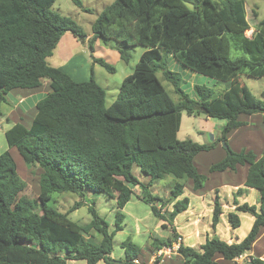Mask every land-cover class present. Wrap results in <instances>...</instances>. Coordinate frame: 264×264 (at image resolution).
Masks as SVG:
<instances>
[{
    "label": "trees",
    "instance_id": "trees-1",
    "mask_svg": "<svg viewBox=\"0 0 264 264\" xmlns=\"http://www.w3.org/2000/svg\"><path fill=\"white\" fill-rule=\"evenodd\" d=\"M56 1L0 0V117L1 106L9 105L10 91L49 82V93L37 102L31 126L16 124L5 132L8 148L17 151L27 169L38 167L41 174L38 196L30 199L23 195L28 186L18 175L13 157L8 151L0 154V264H145L141 247L130 238L120 244L123 258H111L114 237L124 228L123 210L134 190L141 189V201L157 220L166 223L164 228L171 229L172 239L151 236V249L158 253L173 248L181 238L173 220L189 206L188 198L179 199L184 186L178 181H190L194 192L201 191L207 176L198 171L194 160L219 143L225 157L208 172H235L239 166H248L243 188L236 190L235 197L245 189L259 194L258 205L234 199L227 221L238 229L237 213H246L253 218L252 226L238 243L207 237L199 249L179 243L177 253L182 264H219L217 259L230 262L243 256L245 264H264L263 259L249 255L264 228V151L257 158L252 151H232L227 142L232 130L247 125L238 121L240 115L261 114L264 125V92L256 98L240 80L242 75L264 77V18L247 37L245 0H114L91 26L90 50L97 39L106 46L113 42L110 46L123 62L129 60L127 51L133 47L147 50L122 80L116 99L106 106V91L92 69L88 81L75 82L46 61L65 33L81 42L87 38L75 20L52 10ZM74 1L82 12L90 13L79 0ZM168 56L193 73L227 83V89L215 95L209 87L194 85L196 99L191 98L180 87L181 76L168 70ZM93 61L108 73L115 72L104 60ZM158 70L172 85L178 103L158 78ZM183 113L225 124L212 144L179 141ZM135 169L147 184L134 175ZM166 176L176 182L170 190L173 204L168 216L155 206L159 198L149 191ZM54 193L79 197L90 193L112 199V228L94 203L87 207L88 223L73 222L69 212L60 213L47 205ZM217 193L212 229L222 215ZM160 262L158 256L153 264Z\"/></svg>",
    "mask_w": 264,
    "mask_h": 264
},
{
    "label": "rangeland",
    "instance_id": "rangeland-1",
    "mask_svg": "<svg viewBox=\"0 0 264 264\" xmlns=\"http://www.w3.org/2000/svg\"><path fill=\"white\" fill-rule=\"evenodd\" d=\"M79 1L82 3V6L90 10V13L82 12L76 6L74 0H57L52 6V10L75 20L77 24L85 31V33H88L89 38H92V24L95 22L99 14L106 7L112 4L114 0ZM246 1L248 5L247 20L248 23L253 27L256 20L261 21L264 18V0ZM252 3L256 4L258 16L251 14L253 11V9H251ZM251 32L252 31L250 28V30L246 32L245 35L247 37H251ZM97 40L99 43L95 46L97 47L95 50L96 56L98 59H102L106 63L110 64L115 69V72L113 74L108 73L99 65H94V69L90 68L93 66V64H91L89 70L86 66L85 72L88 74L87 80H89L91 69L93 70L97 83L106 91L107 106L111 103V101H113V99H115L114 97L117 96L116 93L120 87V83L126 76L133 72L140 55L146 51L147 48L141 46L133 47L127 51L129 60L127 62H123L120 60L118 53L111 48L110 45H113V42H109V46H106L101 40ZM94 45L95 41L93 43V49ZM81 50H83L82 53ZM90 51L91 50L88 45H85L83 48L80 46L75 50L77 59H79L81 65L84 64L85 61L90 60ZM167 68L168 70L178 73L181 76L182 81L180 83V87L191 98H195V93L193 91L194 85H204L209 87L214 91L215 95H218L227 89L226 84L218 83L212 79L206 78L183 68L175 59L172 58V56L167 57ZM157 76L162 82L166 91H168L172 100L178 103L180 99L175 94L172 85L164 80L162 71L158 70ZM240 80L248 87V89L256 98H260V93L262 90H264V77L261 79H253L242 75ZM257 85H260L262 88L259 90ZM13 96L14 94L9 95V103L12 102L10 97L13 98ZM10 106L11 109H13L12 104L2 105V113L9 111ZM252 120L254 122L249 121L250 131H252L250 134H256L257 137L247 136L240 133L230 134L228 147L232 151L249 149V151H252L255 155H260L264 151V126L261 125L259 119L256 117L252 118ZM5 123L4 117H0V154L6 151L10 153L16 163L18 175L21 177V179H23V181L26 182L28 186L23 195L30 199H36L39 193V176L41 174V170L38 167L27 169L17 151L14 148H8L5 139ZM224 124L225 121L207 118L204 115L187 116L185 113H183L177 139L179 141L190 139L198 144H212L220 135L221 128ZM224 153L225 151L221 144L219 147L208 153L198 154L195 158L194 161L197 169L202 175L207 176V181L201 191L193 192L190 181H178L184 186V193L182 197L193 198V196L196 195L198 199L197 201H195L196 199L191 201V205L188 207V209L182 214H179L173 220V227L176 229L177 234L181 237L176 241V243H174L173 248L165 249L158 253L151 249V236L164 240L172 239L171 229L168 225L166 228H164L163 225L166 223L157 220L152 215L149 206L141 201L142 192L138 187L134 190V196L132 197L131 201L123 210L125 215L124 228L114 237L111 258L115 260H120L123 258L124 254L123 250L120 248V244L127 238H130L132 242L141 247L143 254L142 259L145 264H153V262L156 260V257L158 256H161L160 264H182V259L177 253L179 243L197 249L201 246V244L204 243L207 237H217L229 244L242 240L252 226V217L249 214H239L241 221L240 227L236 230H233L229 225L226 216L229 212H233L234 210L233 201L236 199L235 190L243 188L245 176L242 168H237L235 172L213 174L208 172L212 164L218 163L224 158ZM134 175L143 184L148 183V180L143 175H141L137 169L134 170ZM174 183H176L174 178L171 176H166L162 180H158L157 182L153 183L152 187L149 189L153 196L159 198L160 201L157 200L154 202V204L165 216H168L169 212L172 210L173 203L169 201V198L170 190L174 186ZM216 192H218L217 195L220 197V203L224 217L221 216L219 224L215 229H212L211 216L213 200ZM251 192L252 193L244 190L243 194H246L239 198L240 202L247 203L249 205H258V192L256 190H251ZM46 203L48 206L55 208L60 213L69 212V218L77 224H86L90 221L91 217L88 213L87 207L88 205L94 203L100 216L106 220V222L110 225V228L113 226L115 201L109 199L105 195H90V193H86L84 197H79L70 193H54L49 196ZM196 228H198L197 232L195 231ZM261 234L262 235L258 246L254 250H251L255 252L253 254L255 257L259 255L257 251L260 249L264 250V232L262 231ZM93 241H96V239ZM251 251L249 255L252 253ZM217 260L219 264H245L247 257L243 256L230 262L223 261L222 259ZM67 264H86V262L67 261ZM97 264L104 263L101 261Z\"/></svg>",
    "mask_w": 264,
    "mask_h": 264
},
{
    "label": "crops",
    "instance_id": "crops-1",
    "mask_svg": "<svg viewBox=\"0 0 264 264\" xmlns=\"http://www.w3.org/2000/svg\"><path fill=\"white\" fill-rule=\"evenodd\" d=\"M245 7H246V13H247L248 12V5H247V1L246 0H245ZM256 8H257L256 4L252 3L251 4V9H253V11L251 10L252 12L251 11L250 12L254 16H258ZM259 22L260 21L256 20L253 27L249 24V26L251 28V31H252L251 34L255 31V29H256V27H257ZM86 34H87V38L84 41L81 42V41H78L70 33H65L61 37L60 41L58 42V45H57L56 49L54 50V52L52 53V55L46 59L48 65L63 71L64 73L69 75L75 82H85L87 80L88 74H86V72H85L86 66H87V69L89 70L90 68L94 69V65H98V64L94 63V61H93L95 59H98V57L96 56V51H95L96 48H97L95 46L98 45V43H99L98 40L95 41V45H94L93 51L92 50L90 51V55H89L90 60L89 61H85V63L81 65L79 59H77V54H76L75 50L77 48H79L80 46L83 48L85 45H87V41L89 39V35H88V33H86ZM82 51L83 50H81V53H82ZM91 64H93V66H91ZM87 73H88V71H87ZM120 85H121V83H120ZM226 85L228 87L227 83H226ZM257 88L260 90L262 87L260 85H257ZM118 92H119V89H118L116 95H118ZM263 92H264V90L261 91L260 98H261V94ZM48 93H49V82L47 80L43 81L42 85L40 87H38V88H35V89H14V90L10 91L8 93V95H7V99L9 97V95H13L14 94L13 98L10 97L12 99L13 103L12 102L9 103V105L12 104L13 109H11V106H10L9 107L10 108L9 111H6V113L3 112L2 113V117H1V118L4 117V120L6 122L5 123L6 124L5 132L8 131L9 129H11L16 124H21L22 126H24L26 128H29L31 126L32 120H33L35 112H36L35 106H36L37 102L42 100L43 98H45ZM116 97H114V98L116 99ZM115 99H113V101ZM193 99H196V98H193ZM8 101H9V99H8ZM113 101H111V103ZM254 117L259 119V122L261 123V125H263V122H262L263 115H261V114H256V115H251V116L240 115L238 117V121L245 122L247 125L244 126V127L232 130L229 133V135L232 134V133H240V134L247 135V136L257 137L256 134L255 135L250 134V133H252V131H250V127H249L250 123H249V121L254 122L252 120V118H254ZM229 135H228V140H227L228 143H229ZM220 145H221L220 143L216 144L215 148L219 147ZM242 150H246V149H242ZM246 151H249V149L246 150ZM234 152H240V151H234ZM261 154L260 155H256L257 158H259L261 156ZM224 157H225V153H224ZM237 168H242L244 176L246 177V174H247V171H248V166H239ZM245 190L250 192V193H252L251 192L252 189H245ZM183 193H184V191H183ZM245 194L246 193L242 194L241 196H243ZM182 196H183V194H182ZM181 197L179 199L184 198V197H182V198ZM240 197H237L236 200H237V202L239 204H242L240 202V200H239ZM188 199H190V201H189V206H190L191 205V201H193L194 199H196L195 201H197L198 198L195 195V196H193V198L189 197ZM239 214H246V213H238V217H240ZM221 216L224 217L223 216V211H222V215ZM220 220H221V217H220ZM240 223H241V221H240ZM252 223H253V218H252ZM195 231L197 232L198 228H196ZM262 231L264 232V228H262L260 230V233H259L257 239L255 240V242L253 243V245L251 247V250H254L258 246L259 240H260L261 235H262L261 234ZM240 241H238V242H240ZM238 242H236V243H238ZM199 248H197V249H199ZM251 252L252 253L250 254V256L255 257L253 255L255 252L254 251H251ZM257 252L259 254L257 257L264 260V255H263L264 254V250L260 249Z\"/></svg>",
    "mask_w": 264,
    "mask_h": 264
}]
</instances>
